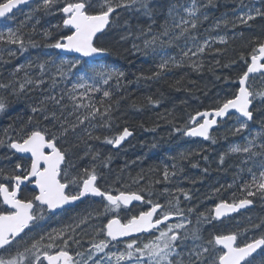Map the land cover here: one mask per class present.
Listing matches in <instances>:
<instances>
[{"label":"snow or ice","instance_id":"obj_1","mask_svg":"<svg viewBox=\"0 0 264 264\" xmlns=\"http://www.w3.org/2000/svg\"><path fill=\"white\" fill-rule=\"evenodd\" d=\"M29 2L30 0L0 2V17H5L19 5H27ZM59 3L61 0H42V6L37 5L36 10L42 7L48 11ZM211 3L212 0H207L205 6ZM94 7H98L99 11L93 12ZM181 7L186 16L180 14L177 4H171L167 11L168 19L160 26L159 33L153 34L150 39L145 38L143 42L145 51L149 49L155 51L158 45L171 46L177 41L184 40L180 59L171 57L169 60L162 61L158 65L160 71L144 77L145 79L159 77L172 67L188 66L195 71H200L203 67V61L199 58L211 49V42L207 39L201 42L196 32L201 23L200 8L196 0H192L190 7ZM119 8L134 9L150 19L153 17L152 0H95V3L93 0H63V6L59 8V11L64 16L63 27L71 34L46 46L68 53H77L80 58H95L108 54L109 49L98 46L97 42L102 39L105 30L113 23L116 18L113 14L117 13ZM256 16H264V11L257 8L255 15L250 11L238 15L237 19L241 24H247ZM203 19L206 20L207 16L205 15ZM224 23L227 26L228 22ZM44 35L47 38L50 34L46 32ZM217 42L227 43L223 36L219 37ZM0 44L15 46V50L12 48L6 50L9 57H15L17 52L23 54L28 50L29 45L36 47L35 41L31 39L26 41L19 30L11 29L7 33H0ZM135 47L138 46L134 44ZM241 59L244 57L241 56ZM262 61H264V42H260L253 49L250 63L245 61L246 71L240 75L238 91L231 98L221 101L212 111L197 112L191 116L189 122L193 125L192 127L176 129L177 132L182 131L185 136L202 137L204 140L212 139L215 143L210 136V129L218 124L217 118L222 120L238 114V126L235 127L233 134H239L249 128V122H255L257 112L262 117L261 130L245 145L233 146L230 149L233 153L261 157V170L257 175L249 168L251 182L245 183L241 189L245 196L238 202H221L216 205V219L250 206L253 200L249 197L259 196L264 200V111L253 107L257 99L260 100L261 106H264V89H254L248 83L250 74L260 73L261 77H264ZM81 64V59H61L56 65L55 75L51 78L52 85L55 86L57 77L65 80L70 79L72 75L77 76L78 82L73 83L71 89L62 93L59 98L49 95L40 102V106H32L33 116L28 118L26 125L14 130L15 138L8 130H5L6 139L0 138V147L8 148L11 155L27 154L21 159L28 161L27 164L16 163L10 172L0 169V264H257L258 257H261L259 264H264V235L239 241L238 234L231 233L215 235L203 243H197L202 241L200 229L188 227L192 221L180 208L178 198H175V202L170 199L166 204H161L154 202L150 195L146 198L142 194L143 189L131 192L120 191L117 195L102 191L96 184L95 166L84 168L83 177L72 173L71 169L74 165L70 162L69 151L70 147L78 145L69 146V137H75L81 143L85 142V138L78 134V129H81L87 133L88 139L100 140V136L93 135L84 126L91 124L97 117L105 122L102 126H110L111 122V105H106L104 100L94 103L89 93L101 91L99 87H96L97 83L102 82L107 85L113 78L118 82L124 76L123 72L114 68L96 67L94 60L91 64L88 60L83 61L87 71L74 72ZM24 67L21 65L15 71L18 73ZM39 68L42 76L45 64H40ZM89 72L91 75L88 74ZM45 83V80L31 78L25 72L24 83L19 84L18 90L12 87L11 92L12 95L18 96L26 91V86H34L38 89ZM10 87L9 84L0 83V89ZM81 89L83 91H79ZM102 95L108 99L111 97V92L104 90ZM47 102H51L59 109V115L57 111L49 110ZM149 102H152L151 98ZM7 107L6 98H0V113L5 112ZM66 112L67 115H65ZM201 117H203L202 122H200ZM34 119L37 121L36 125H33ZM41 119L50 121L51 127L48 125L40 127ZM92 126L95 127V125ZM131 135L132 132L124 128L115 137H104L103 142L119 147ZM257 138L261 139L258 146ZM255 147H259L262 151H253ZM92 158L96 160L98 154L93 155ZM223 159L224 157L221 156V163ZM102 163L107 166V161ZM172 175H175V172ZM168 177L169 172L165 169L164 178L168 179ZM29 184L34 185V188L30 193L23 194L22 186L27 187ZM178 191L183 192L182 189ZM88 196L101 197L107 202L102 212L95 213L97 218L101 215L108 216L110 213H117V215L108 218L102 227L96 229L97 235L101 238L90 241V247L85 252L77 251L73 255L70 254L69 248L73 243L80 244V240L76 238L77 229L87 224L93 213L81 216L73 223L50 232L38 231L44 227L42 221L50 216L58 215V210H66L65 206L74 205ZM184 198L190 199L186 193ZM134 201L146 205V208H142L138 213L131 214L122 221L118 213L121 209L132 212L129 206L135 207ZM187 211L191 213L194 209L189 208ZM174 219L179 222L169 223ZM205 220L208 218L205 217ZM196 223L200 224L201 220L198 218ZM255 227L259 228L260 225ZM189 240L193 242L191 247L185 244V241ZM120 244L124 245L123 251L109 250L110 246L118 248ZM21 245H23L22 250Z\"/></svg>","mask_w":264,"mask_h":264},{"label":"trees","instance_id":"obj_2","mask_svg":"<svg viewBox=\"0 0 264 264\" xmlns=\"http://www.w3.org/2000/svg\"><path fill=\"white\" fill-rule=\"evenodd\" d=\"M93 2L95 3V0ZM196 3L201 15V23L196 32L201 42L206 39L211 42V49L199 58L203 61V67L200 71H195L188 66L172 67L153 79L144 77L160 71L158 65L162 61L169 60L171 57L180 59L181 48L185 42L180 40L171 46L158 45L155 51L150 49L145 51L144 39H150L153 34L159 33L160 26L168 19L167 11L171 4H177L180 14L186 16L181 6L190 7L192 0H152L153 17L151 19L134 9H117V13L113 15L116 17L113 23L102 39L97 42L98 46L109 49V55L94 62L96 67L114 68L123 72L124 76L118 82L113 78L107 85L102 82L97 83L96 87H99L101 91L89 93L94 103L104 100L106 105H111L110 126H102L105 122L99 117L91 124L84 126L93 135L100 136V140L88 139L87 133L78 129L79 136L84 137L85 142L81 143L70 136L69 146L72 144L78 146L70 147L69 157L74 165L71 169L72 173L81 177L84 175V168L95 166L98 186L103 191H141L143 189L142 194L146 198L150 195L154 202L162 204H166L170 199L175 202L173 195H176L181 203L180 208L192 221L190 228L203 229L204 224V227L208 225L212 233L223 234L227 231L223 226L224 222H217L220 226L213 221L202 222L201 214L204 213L205 217L210 218L212 208L217 203L238 202L245 196V193L241 191L242 187L245 183H250L252 179L249 168L257 175L259 174L261 157L233 153L230 149L237 145L243 146L253 138L261 130L262 117L257 112L255 122L249 123V128L239 134H233L235 127L238 126L237 118L226 120L213 134L215 143L212 139L207 142L208 148L188 146L198 144V141H184L178 137L181 132L174 129H183L193 112L203 107L217 106L224 99L233 96L235 88L232 89V86L235 84L236 87V79L244 72L245 61L253 53V49L260 42H264V16H256L247 24H241L237 16L250 11L255 15L257 8L264 11V1L254 4L251 0H212V3L207 6H205L207 0H196ZM37 5L42 6V0H35L8 19L0 21V33H7L9 29L19 30L26 41L31 39L36 42V47L29 45L27 51L23 54L17 52L15 57H9L6 51L8 48L15 50V46L0 44V83L11 86L8 89H0V98H6L8 102L6 111L0 113V138L6 139L5 130H8L15 138L14 130L26 125L28 118L33 116L32 106H40V102L49 95L59 98L62 93L71 89L73 83L78 82L77 76L72 75L70 79L65 80L57 77L55 86L52 85L51 78L55 75L56 65L60 60L78 59L61 57L53 48L46 46L70 33L63 27L64 17L59 11V8L63 6V0L48 11L42 7L36 10ZM92 11L97 12L99 8L94 7ZM205 15L206 20L203 19ZM225 21L228 22L227 26ZM169 23H171L170 20ZM46 32L50 34L47 38L44 35ZM221 36L226 39V44L217 42ZM134 44L138 47L134 48ZM216 49L221 51L216 52ZM241 56L244 59H241ZM83 61L74 72L87 71ZM92 62L89 61L90 64ZM40 64H45L42 76ZM21 65L25 67L17 73L15 70ZM25 72L31 78L43 79L46 83L38 89L34 86H26L24 93L18 96L12 95V87L18 90L19 84L24 83ZM88 74L91 75L90 72ZM260 80L263 85L254 89H264V77L260 76ZM229 83L231 85H228ZM104 90L111 92L110 98L103 97ZM149 98L152 102H149ZM47 103L49 110L57 111L59 115V109L51 102ZM97 106L99 107V104ZM254 107L264 111L260 101ZM36 124L37 121L34 119L33 125ZM45 125L51 127V122L39 120L40 127ZM124 128L133 130L134 137L124 151L115 156L110 153V146L103 142V138L115 137ZM260 143L261 139L257 138V146ZM253 151L259 152L262 149L255 147ZM179 153L183 154L177 158ZM95 154H98V158L93 160L92 156ZM221 156L224 157L223 163H221ZM7 159L19 162L21 157L11 155L9 152L0 153V166L5 165ZM103 161H107V166L102 163ZM165 169L169 172L168 179L164 178ZM130 172H134V175L122 176ZM173 172L175 175H172ZM181 189L183 192L178 191ZM185 193L190 199L184 198ZM249 199L253 200L252 208L244 215H238L235 218L238 224L233 232L238 234L239 241L264 235V200L259 196L249 197ZM95 203L98 204V201L93 198L81 202L73 208V211H69L57 222L52 223L51 231L71 224L81 216H88L89 213L93 215L89 217L87 225L102 226L106 220L105 216L101 215L97 218L95 213L102 212L103 207ZM189 208L194 211L189 213L187 211ZM198 218L201 224L196 223ZM256 225L260 227L257 228ZM90 230L83 227L77 229L76 238L83 242L82 246L86 245V234ZM38 231H44V229ZM76 245L71 244L69 251L75 250ZM260 260L261 257H258L257 264Z\"/></svg>","mask_w":264,"mask_h":264},{"label":"water","instance_id":"obj_3","mask_svg":"<svg viewBox=\"0 0 264 264\" xmlns=\"http://www.w3.org/2000/svg\"><path fill=\"white\" fill-rule=\"evenodd\" d=\"M255 2H257V1H259V0H254ZM21 5H19L18 6V8L20 7ZM14 10V9H13ZM9 14V13H8ZM7 14V15H8ZM6 15V16H7ZM0 18H4V17H0ZM59 50V49H58ZM61 53H64V54H68V55H72V54H74V55H77V56H79V54H77V53H68V52H65V51H63V50H59ZM105 56V55H104ZM101 57H103V56H97V57H95V58H86V59H99V58H101ZM252 74H250V76H251ZM202 118V117H201ZM217 119H219V118H217ZM214 127H216V126H213V128ZM212 128V129H213ZM212 129H210V131L212 130ZM201 139H203L202 137H200ZM126 140V139H125ZM204 140V139H203ZM122 144V143H121ZM78 202V201H77ZM134 202H136V201H134ZM65 207H68V206H65ZM249 207V206H248ZM243 209H245V208H243ZM243 209H240V210H243ZM239 210V211H240ZM59 211V210H58ZM238 212V211H237ZM234 213H236V212H233V213H229V214H226V215H224V216H222V217H220V218H225V217H227V216H230V215H232V214H234ZM214 215H215V212H214ZM219 218V219H220Z\"/></svg>","mask_w":264,"mask_h":264},{"label":"flooded vegetation","instance_id":"obj_4","mask_svg":"<svg viewBox=\"0 0 264 264\" xmlns=\"http://www.w3.org/2000/svg\"><path fill=\"white\" fill-rule=\"evenodd\" d=\"M85 227L95 228L96 226H94V225H87V226H85ZM98 227H99V226H98ZM89 235L94 237L93 234H89ZM117 250L123 251V250H124V245H123V244L118 245ZM78 259H79V258H78Z\"/></svg>","mask_w":264,"mask_h":264},{"label":"bare ground","instance_id":"obj_5","mask_svg":"<svg viewBox=\"0 0 264 264\" xmlns=\"http://www.w3.org/2000/svg\"><path fill=\"white\" fill-rule=\"evenodd\" d=\"M259 113V112H258ZM170 142V141H169ZM164 151V150H163ZM109 155V154H108ZM203 157V156H202ZM206 157V156H205ZM116 158V157H115ZM125 162V161H124ZM183 170V169H182ZM114 177V176H113ZM115 179V178H114ZM116 181V180H115ZM108 182V181H107ZM224 184V183H223ZM73 217V216H72ZM74 220V219H73ZM254 226V225H253ZM83 238V237H82Z\"/></svg>","mask_w":264,"mask_h":264}]
</instances>
